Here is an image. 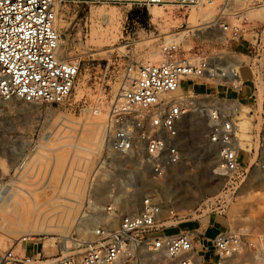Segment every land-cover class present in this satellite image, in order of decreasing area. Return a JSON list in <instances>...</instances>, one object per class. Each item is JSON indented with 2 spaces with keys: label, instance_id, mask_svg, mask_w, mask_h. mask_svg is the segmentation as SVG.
<instances>
[{
  "label": "built area",
  "instance_id": "obj_1",
  "mask_svg": "<svg viewBox=\"0 0 264 264\" xmlns=\"http://www.w3.org/2000/svg\"><path fill=\"white\" fill-rule=\"evenodd\" d=\"M169 2L177 8L207 4L214 10L207 24L232 41L243 37L246 10L264 8V0H0V97L48 104L68 99L79 65L61 57L59 5ZM252 32L247 46L223 53H168L157 63L139 65L132 80L121 85L102 122L106 152L84 188L112 191L114 183L105 173L122 174L121 186L144 193L136 210L120 211L113 195L102 204L90 201V209L102 216L91 238L73 239L71 250L51 263L40 253L19 255L0 247V264H264V234L250 237L224 229L209 236V225L201 222L167 233L162 203L149 193L156 190L149 183L181 164L173 126L188 114L206 119L205 138L216 152L214 173L231 180L253 171L264 175V28ZM183 83H188L185 89ZM247 115L251 127L244 130ZM176 213L168 210L167 218ZM182 221L189 219L176 224Z\"/></svg>",
  "mask_w": 264,
  "mask_h": 264
},
{
  "label": "rangeland",
  "instance_id": "obj_2",
  "mask_svg": "<svg viewBox=\"0 0 264 264\" xmlns=\"http://www.w3.org/2000/svg\"><path fill=\"white\" fill-rule=\"evenodd\" d=\"M154 7L58 6L60 54L77 63L79 72L71 94L62 103L0 97V247H11L19 255L37 256L41 251L51 263L71 250L73 239L91 238L96 221L83 234L76 231L81 218L96 215L97 220L102 219L90 209V201L102 204L113 195L120 211L136 210L144 193L125 189L117 174L105 173L108 178L115 176L109 182L114 183L112 191L104 187L88 192L84 188L85 179L99 171L100 156L106 152L102 122L126 75L131 70L135 76L150 55L155 63L159 55L164 58L168 53L192 57L245 47L253 40L252 31L264 28V18L252 17L264 15V8L246 10L249 20L243 23V37L232 41L207 24L214 15L210 7L209 18L195 25L199 5ZM101 38L109 42H100ZM187 86L183 83L182 88ZM249 118L247 115L242 122L244 130L251 127ZM206 128V119L198 115L188 114L177 122L172 144L182 157L181 164L163 180L149 183L156 188L149 193L162 203L165 231L190 229L201 222L202 227L209 225V236L224 229L250 237L264 234V175L253 171L243 179L231 180L214 173L216 152L205 138ZM170 209L177 212L176 218H167ZM113 219L115 222L117 217ZM181 219L189 221L176 224Z\"/></svg>",
  "mask_w": 264,
  "mask_h": 264
},
{
  "label": "bare ground",
  "instance_id": "obj_3",
  "mask_svg": "<svg viewBox=\"0 0 264 264\" xmlns=\"http://www.w3.org/2000/svg\"><path fill=\"white\" fill-rule=\"evenodd\" d=\"M166 5H171L170 4V2L168 3V4H166ZM156 8H160L161 6H155ZM154 7V8H155ZM155 8V9H156ZM155 9H153V12H154V10ZM157 10H155V12H156ZM194 11H195V9H194ZM259 11V10H258ZM261 11V10H260ZM102 12V11H101ZM114 13V12H113ZM208 13H209V6H207V4H200L199 5V8H198V10H196V15H197V20L195 21V22H193V25H195L198 21H206L208 18H209V16H208ZM115 14V13H114ZM113 15V14H112ZM116 15V14H115ZM114 15V16H115ZM257 15L258 16H260V17H262V18H264V15L263 14H255V15H253L252 14V17L253 16H256L257 17ZM104 17V16H103ZM255 17V18H256ZM116 19V18H115ZM59 27V26H58ZM102 34V33H101ZM93 35V34H92ZM180 35V34H179ZM103 37H104V35H103ZM108 38V37H107ZM107 38H105V39H102V40H100V42L101 41H107V42H109V40L107 39ZM100 39V38H99ZM99 41V40H98ZM97 42V41H96ZM163 58H162V56L161 55H159V58H158V60L155 62V63H157V62H159V61H161ZM144 62H148V63H151V62H153V56L152 55H150V56H148L146 59L144 58ZM134 77V72L133 71H129V73L126 75V78L124 79V81H123V83H122V85H126L130 80H132V78ZM121 88V86L119 87V89ZM246 107L248 106V105H245ZM246 124V127L248 126V124L247 123H245ZM245 127V128H246ZM106 175H108V174H106ZM117 175H119V176H122V174H117ZM109 178L110 179H112L111 181H113L114 180V178H115V176H109ZM137 178H141V175H137ZM160 189H162L163 190V187H161V185H160V187H159ZM120 190H121V188H119V192L118 193H120ZM98 192V191H97ZM120 194H122V193H120ZM10 203V202H9ZM12 204V203H11ZM127 204H131L130 202H127ZM8 206H10V205H8ZM14 208V207H13ZM11 212H13V215H14V210H11ZM15 218V217H14ZM20 218H25V217H22L21 215H20ZM10 219V218H9ZM18 219V218H17ZM16 219V220H17ZM26 219V218H25ZM97 220V216L96 215H89V216H87V217H85V218H81L80 219V221L78 222V228H77V234H83L85 231H88L89 230V228H90V225L94 222V221H96ZM21 221H23V220H21ZM20 221V222H21ZM65 221V220H64ZM20 224V223H19ZM11 234V233H10ZM23 239H25V238H23ZM65 243H66V241H65ZM45 246H47L46 244H44L43 245V247H45ZM53 246V245H52ZM21 248L23 249V247H22V244H21ZM41 252V251H40ZM40 252H36L37 254L38 253H40ZM54 259V258H53ZM52 259V260H53Z\"/></svg>",
  "mask_w": 264,
  "mask_h": 264
},
{
  "label": "crops",
  "instance_id": "obj_4",
  "mask_svg": "<svg viewBox=\"0 0 264 264\" xmlns=\"http://www.w3.org/2000/svg\"><path fill=\"white\" fill-rule=\"evenodd\" d=\"M197 226H198V223H197V225H196L195 227H197ZM218 231H219V230H218ZM216 232H217V231H216ZM23 250H25V248H23ZM23 250H22V251H23Z\"/></svg>",
  "mask_w": 264,
  "mask_h": 264
}]
</instances>
